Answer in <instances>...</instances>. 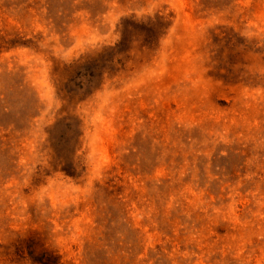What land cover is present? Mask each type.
Wrapping results in <instances>:
<instances>
[{"label":"rangeland","instance_id":"obj_1","mask_svg":"<svg viewBox=\"0 0 264 264\" xmlns=\"http://www.w3.org/2000/svg\"><path fill=\"white\" fill-rule=\"evenodd\" d=\"M0 264H264V0H0Z\"/></svg>","mask_w":264,"mask_h":264}]
</instances>
